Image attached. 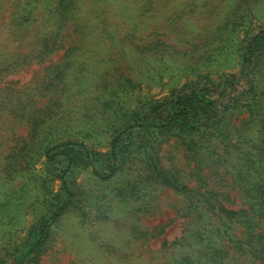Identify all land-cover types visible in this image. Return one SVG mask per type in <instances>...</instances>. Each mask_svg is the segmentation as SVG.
Instances as JSON below:
<instances>
[{
  "label": "rangeland",
  "instance_id": "1",
  "mask_svg": "<svg viewBox=\"0 0 264 264\" xmlns=\"http://www.w3.org/2000/svg\"><path fill=\"white\" fill-rule=\"evenodd\" d=\"M261 30L264 0H0V263L60 191L46 145L77 139L104 152L116 112L187 84H208L226 101L233 94L218 85L235 75L239 96L238 42ZM254 78L260 119L238 106L224 124L239 150L257 151L258 171L232 160L200 164L174 139L158 153L161 168L191 188L193 166L201 169L228 209L249 205L245 180L264 185V58ZM75 172V200L50 226L37 264H207L214 249L227 255L222 264L261 263L257 245L237 250L250 234L241 220L201 209L144 173L101 182L89 168Z\"/></svg>",
  "mask_w": 264,
  "mask_h": 264
},
{
  "label": "trees",
  "instance_id": "2",
  "mask_svg": "<svg viewBox=\"0 0 264 264\" xmlns=\"http://www.w3.org/2000/svg\"><path fill=\"white\" fill-rule=\"evenodd\" d=\"M238 43L241 44L238 62L241 74L243 73L242 80H244L243 93L239 96L242 97L244 94L250 96L245 103L239 101V96L234 95L235 86L240 85L235 75H231L218 85L226 89V94L229 92L233 94L226 101H223L221 94L208 84L202 87L198 84H187L160 101H151L147 104L139 101L133 110L123 107L116 112L118 115L109 126V141L104 152L77 139L59 140L46 145L42 154L50 168L53 165L52 176L59 181L60 191L53 196L46 214L37 219L28 231L22 246L12 259L2 261L0 264H37L39 262L50 237V226L75 200V171L86 168H89L101 182H107L123 171L144 173L146 179L174 192L187 195L201 209L208 210L210 213L216 211L215 214L220 218L241 220L250 234L245 242L235 241L237 250L257 245L258 259L260 264H264V192L261 190L264 185L262 181L245 180L242 187L246 188L245 198L249 205L246 202L239 209H228L225 205H220V201L224 200V193L207 182V178L202 176L201 169L193 166L196 186L191 188L161 168L158 156L161 145L174 139L187 155L197 156L200 164L205 163L209 158L211 161L215 158L216 161L223 163L232 160L240 167H249L251 172L258 171L260 161L257 158V151H246L242 147V150H239L237 143L232 144L235 135L227 130L224 120L226 114L238 106L245 108L249 119H260L258 104L254 101L257 90L254 75L261 68L264 58V30L256 35L245 32L242 41ZM214 92H217V97L213 95ZM53 116L54 113H51L46 119H38L33 123V130ZM257 123L262 124L264 121L260 120ZM259 131L257 142L261 139L263 142L264 129ZM219 144H223L222 149H219ZM259 146L260 143L252 145L251 148H259ZM226 256L224 251L214 249L207 264H222L221 260H224ZM179 264L192 263L185 258Z\"/></svg>",
  "mask_w": 264,
  "mask_h": 264
}]
</instances>
